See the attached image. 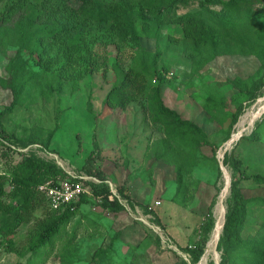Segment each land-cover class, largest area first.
<instances>
[{
    "label": "rangeland",
    "instance_id": "obj_1",
    "mask_svg": "<svg viewBox=\"0 0 264 264\" xmlns=\"http://www.w3.org/2000/svg\"><path fill=\"white\" fill-rule=\"evenodd\" d=\"M10 2L0 0V15ZM71 3L79 5L76 0ZM199 7V0H189L178 5L176 13ZM259 24L264 30V18H260ZM140 37L145 50L162 51L156 67L157 70L163 66L167 68L160 90L164 104L175 109L182 118L202 126L213 146L204 145L201 150L189 151L193 158L199 157L188 174L190 196L183 203L181 196L175 195L177 176L170 159L174 148L151 119L146 97L150 85L144 89L142 82L132 77L138 66L137 48L133 43L88 27L80 50L65 53L61 44H48L42 63L34 69L39 73L51 72L48 77L52 79L49 82L54 94L50 100H26L3 119L0 124V172L6 171L10 162L16 163L22 156L34 153L55 161L64 171L91 176L90 185H99L101 180L86 170L88 158L92 156L105 174L104 183L111 191L108 198L116 197L125 209L110 213L102 208L101 195H90L91 200L80 206L54 246L46 248L49 251L40 257L42 260L34 258L31 264H61L59 253L64 246L69 250L66 264H94L90 263L94 250L107 244L115 231L121 233L110 255L111 264H184L183 260L187 264H220L219 238L214 239V234L219 220L220 237L231 182V170L223 165L224 153L234 149L247 174L264 176V144L243 137L263 121L264 84L256 100L248 103L239 86L229 83L251 75L258 66L257 59L220 56L193 73L186 54L188 44L180 25L169 23L159 28L153 25L150 38L143 33ZM0 76L7 77L2 63ZM155 82L157 77L153 75L151 85ZM211 95L223 102L215 114L205 107ZM11 100L10 90L0 86V110ZM240 102L243 112L226 139L224 131ZM56 124L60 127L48 148L38 142L26 146L15 142L17 137L32 132L45 134ZM2 139L14 144V152L8 151L9 157L2 154L7 151ZM152 143H156V147L153 148ZM213 148L215 159L212 158ZM152 150L164 155L153 164ZM241 186L246 196L264 195V185H257L251 179L242 181ZM120 187L128 198L119 192ZM212 201H215L212 208L214 227L200 259L191 263V257L183 248H195L201 241L200 225ZM43 213L44 209L37 210L36 215L42 217ZM247 216L245 235L255 232L264 220V212L257 205H251ZM32 227V223H23L17 228L12 237L14 250L0 237V264L30 263L28 245L32 237L28 231ZM156 235L158 244L154 240ZM134 253L138 254L135 261L132 260Z\"/></svg>",
    "mask_w": 264,
    "mask_h": 264
},
{
    "label": "trees",
    "instance_id": "obj_2",
    "mask_svg": "<svg viewBox=\"0 0 264 264\" xmlns=\"http://www.w3.org/2000/svg\"><path fill=\"white\" fill-rule=\"evenodd\" d=\"M71 1L11 0L0 15V64L7 71V77L0 76V86L10 90L12 95L11 102L1 106L0 124L24 101H37L41 98L50 100L53 96L50 88L52 79L48 77L51 72L44 70L39 73L34 69L35 65L42 63L46 45L61 44L65 53L80 50L88 27L105 31L108 36L117 39L129 40L137 48L138 66L132 77L141 81L144 89H148L149 85L151 87L146 96L151 119L159 125L174 148L170 159L177 176L175 195H180L183 203H186L190 196L188 185L191 182L188 174L199 160V157L193 158L190 152L201 150L204 145L212 146V143L208 141L202 126L182 118L175 109L164 104L160 90L166 80L163 72L167 68L163 66L157 70L156 67L162 51L145 50L140 33L150 38L153 25L157 28L169 23L180 25L188 44L186 54L191 60L193 73L206 68L220 56H253L258 61L253 73L245 79L229 81L231 85L239 86L241 95L251 103L259 96L258 92L264 84V30L259 24L260 18H264V0H199V8L182 14L176 13V7L189 0H76L79 2L77 6ZM153 75L157 77V82L151 85ZM222 105L221 100L211 95L207 98L205 107L215 114ZM243 109L240 102L224 131L226 139L230 137L232 127ZM262 120L249 135L243 137L264 144V115ZM59 127L56 124L45 134L32 132L17 137L15 142L22 146L38 142L48 148ZM10 136L13 137V134ZM1 141L7 144V151L3 155H9L8 151L14 152V144L3 139ZM152 144L153 148L156 147V143ZM152 153L151 164L164 156L155 150ZM212 158H216L214 148ZM88 159V174L97 176L102 183L101 186L92 184V194L96 197L102 196L101 206L110 213L124 210L123 204L116 197L112 200L108 198L111 191L104 183L105 174L96 166V160L92 156ZM223 165L231 170V182L226 199L225 221L217 243V250L221 252L220 264H264V220L254 233L244 234L248 228L246 220L249 206L257 205L264 212V195L246 196L241 186L242 181L249 179L257 185H264V176L258 173L247 174L242 169V160L234 154V149L224 153ZM5 170L0 172V237L4 238L8 248L14 250L15 241L12 237L17 228L23 223H32V230L28 231L32 237L28 245L31 264L35 259L42 260L40 257L49 251L46 248L54 246L56 239L61 237L62 231L74 218L80 206L91 199L88 195H82L73 209H51L38 187L48 179L64 178L68 175L55 161L45 160L34 153L22 156L16 163L10 162ZM218 171L221 172L219 168ZM119 192L128 198L122 187ZM214 204L215 201H212L200 225L201 241L195 248H183L191 257V263L200 259L214 227ZM43 209V216L38 217L37 210ZM120 233L113 232L107 244L96 248L90 263L111 264L110 255ZM154 240L159 243L157 235ZM68 256V246H64L59 253L60 263L66 264ZM137 256L134 253L132 260L135 261ZM183 262L187 264L186 261Z\"/></svg>",
    "mask_w": 264,
    "mask_h": 264
},
{
    "label": "built area",
    "instance_id": "obj_3",
    "mask_svg": "<svg viewBox=\"0 0 264 264\" xmlns=\"http://www.w3.org/2000/svg\"><path fill=\"white\" fill-rule=\"evenodd\" d=\"M66 173L67 177L48 179L38 187L44 193L51 209L57 210L65 207L73 209L74 204L80 200L82 195H92L89 183V180L93 179L91 176L75 175L68 171Z\"/></svg>",
    "mask_w": 264,
    "mask_h": 264
},
{
    "label": "bare ground",
    "instance_id": "obj_4",
    "mask_svg": "<svg viewBox=\"0 0 264 264\" xmlns=\"http://www.w3.org/2000/svg\"><path fill=\"white\" fill-rule=\"evenodd\" d=\"M234 138V137H233ZM223 210V209H222ZM221 212V211H220ZM220 219V218H219ZM223 219V218H222ZM220 228H221V222L218 220V223L216 225V230H215V234H214V239H216V237H218L219 232H220ZM215 241V240H214Z\"/></svg>",
    "mask_w": 264,
    "mask_h": 264
},
{
    "label": "water",
    "instance_id": "obj_5",
    "mask_svg": "<svg viewBox=\"0 0 264 264\" xmlns=\"http://www.w3.org/2000/svg\"><path fill=\"white\" fill-rule=\"evenodd\" d=\"M232 139H233V138H232ZM232 139H231V140H232ZM218 238H219V236H218Z\"/></svg>",
    "mask_w": 264,
    "mask_h": 264
}]
</instances>
